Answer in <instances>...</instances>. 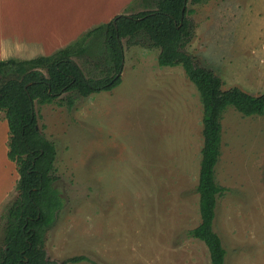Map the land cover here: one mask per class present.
Masks as SVG:
<instances>
[{
  "label": "rangeland",
  "instance_id": "374dc122",
  "mask_svg": "<svg viewBox=\"0 0 264 264\" xmlns=\"http://www.w3.org/2000/svg\"><path fill=\"white\" fill-rule=\"evenodd\" d=\"M185 49L202 67L250 94L264 92V0H188ZM135 0L125 14L145 9ZM97 35L73 56L85 76L102 66ZM121 82L82 97L63 93L35 102L38 128L56 146L52 183L62 199L43 237L52 264H211L207 246L188 236L200 221L197 192L202 104L182 66H159V48L142 33L123 38ZM46 74L45 69H41ZM7 77L0 75V81ZM69 95V94H68ZM76 95V96H75ZM61 102V103H60ZM0 111V157L17 196L16 163L7 157L9 131ZM218 196L213 228L226 264H264V113L244 116L233 106L221 118Z\"/></svg>",
  "mask_w": 264,
  "mask_h": 264
},
{
  "label": "trees",
  "instance_id": "16d2710c",
  "mask_svg": "<svg viewBox=\"0 0 264 264\" xmlns=\"http://www.w3.org/2000/svg\"><path fill=\"white\" fill-rule=\"evenodd\" d=\"M135 1V0H133ZM133 1L130 5H132ZM205 0H191L201 3ZM188 0H144L145 9L118 14L109 22L86 31L79 39L48 56L30 60H0V111L8 125L7 157L17 166V196L4 206V236L0 246V264H52L46 257L43 237L54 224L62 208V199L52 183L56 146L38 128L35 102L50 104L67 93L87 97L110 91L121 82L123 38L144 34L159 48V66H182L196 86L202 104V136L197 192L199 223L188 236L207 246L211 264H226V250L213 228L218 196L224 187L215 180V166L220 155L221 118L228 105L244 116L264 113V92L254 95L237 86L223 89L222 79L211 69L199 65L185 49L189 40ZM96 34L99 61L97 78L87 77L73 56L88 52L89 39ZM46 70V74L41 71ZM69 94V95H68ZM75 95V96H76ZM57 102V101H56ZM58 103V102H57ZM61 103V102H60ZM76 255L63 261L86 260Z\"/></svg>",
  "mask_w": 264,
  "mask_h": 264
},
{
  "label": "crops",
  "instance_id": "0c3cea01",
  "mask_svg": "<svg viewBox=\"0 0 264 264\" xmlns=\"http://www.w3.org/2000/svg\"><path fill=\"white\" fill-rule=\"evenodd\" d=\"M132 1L0 0V60L51 55L86 31L124 13ZM10 184L0 157V203Z\"/></svg>",
  "mask_w": 264,
  "mask_h": 264
}]
</instances>
